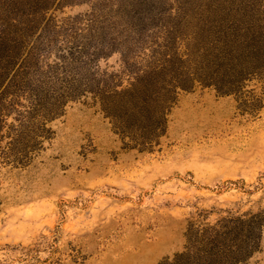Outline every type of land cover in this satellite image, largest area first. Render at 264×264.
Returning a JSON list of instances; mask_svg holds the SVG:
<instances>
[{
  "label": "rangeland",
  "instance_id": "rangeland-1",
  "mask_svg": "<svg viewBox=\"0 0 264 264\" xmlns=\"http://www.w3.org/2000/svg\"><path fill=\"white\" fill-rule=\"evenodd\" d=\"M9 1L24 79L0 141V264H186L250 220L238 264H264V0ZM38 88L76 93L22 166ZM140 88L171 98L156 144L122 121Z\"/></svg>",
  "mask_w": 264,
  "mask_h": 264
},
{
  "label": "trees",
  "instance_id": "trees-1",
  "mask_svg": "<svg viewBox=\"0 0 264 264\" xmlns=\"http://www.w3.org/2000/svg\"><path fill=\"white\" fill-rule=\"evenodd\" d=\"M16 0H10L6 3L7 8L14 4ZM16 22L11 20L9 23ZM32 20L21 22V27H28ZM20 23V22H17ZM12 26H18L17 24ZM6 27V26H5ZM17 40L5 36L0 31V141L6 136L3 130L6 126V119L15 111V107L20 105L21 95L17 88L22 82L24 76L19 72H14V67L19 61L20 54L14 53L16 49ZM8 46V50L5 47ZM176 89V88H173ZM186 90V88H181ZM133 90L134 87H133ZM171 90H167L169 93ZM176 90H172L175 93ZM141 96L136 99L140 103H126L121 108L125 119L122 121L127 123L130 129L137 130L138 128L147 132L149 144H156L157 139L164 133L165 128V110L170 104L171 98L154 97L156 92L149 89H139ZM35 102L32 112L27 111L23 118L25 119L19 125L16 143L20 146V158L17 164L26 166L30 162L29 154L35 151L42 143L41 139H46L49 131L45 128L48 122L58 118L63 113V108L69 100L74 99L76 90L68 88L45 90L38 88L35 90ZM79 93V92H78ZM230 95V91L224 92ZM79 96V94H76ZM95 95L101 101V108L107 114L114 111L115 106L104 102V92H95ZM105 103V104H104ZM32 109V108H31ZM141 125V126H140ZM14 142V139H12ZM244 224L242 231L234 236L233 240L224 236L215 235L212 238L204 237L200 242L198 254L192 257H187L186 264H238L246 261L255 252L257 243L259 241L260 224L258 222L241 221ZM182 256V255H181ZM181 256L177 258H181Z\"/></svg>",
  "mask_w": 264,
  "mask_h": 264
}]
</instances>
